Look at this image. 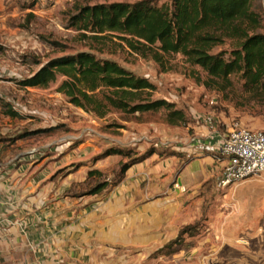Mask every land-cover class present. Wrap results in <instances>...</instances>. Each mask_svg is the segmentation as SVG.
Instances as JSON below:
<instances>
[{
  "label": "rangeland",
  "instance_id": "1",
  "mask_svg": "<svg viewBox=\"0 0 264 264\" xmlns=\"http://www.w3.org/2000/svg\"><path fill=\"white\" fill-rule=\"evenodd\" d=\"M135 1L0 0V134L39 130L22 147L32 150L31 172L42 174L44 191L32 200L46 214L43 229L56 226L53 244L45 232L26 246L35 261L45 258L46 249L55 257L65 247L80 264H264V173L222 188L218 172L202 159L204 143L195 137L199 127L264 130V98L244 93L235 78L226 93L205 88L180 56L164 71L126 53L97 55L148 79L154 98L184 112L186 124L176 126L165 122L162 111L111 112L99 119L67 103L57 83L20 89L12 82L28 77L38 63L86 50L66 29L75 5ZM252 7L264 24V0ZM6 103L24 119L4 115ZM152 151L114 185L121 164ZM93 189L101 191L92 195Z\"/></svg>",
  "mask_w": 264,
  "mask_h": 264
},
{
  "label": "trees",
  "instance_id": "2",
  "mask_svg": "<svg viewBox=\"0 0 264 264\" xmlns=\"http://www.w3.org/2000/svg\"><path fill=\"white\" fill-rule=\"evenodd\" d=\"M160 1L75 5L67 15L66 29L75 32V40L86 50L38 63L28 77L12 82L20 89H46L57 83L56 91L67 103L99 119L111 112L134 116L162 111L165 122L176 126L186 124L184 112L154 98L155 86L148 79L97 55L126 53L164 71L180 56L192 69L191 77L205 88L226 93L235 78L244 93L264 98V24L252 7L254 0H168L158 5ZM3 107L4 115L24 119L7 103ZM38 133L24 131L1 136L0 141L13 143ZM111 151L110 155L129 156L122 150ZM153 154L146 152L121 164L114 185ZM92 173L97 172L88 175Z\"/></svg>",
  "mask_w": 264,
  "mask_h": 264
},
{
  "label": "crops",
  "instance_id": "3",
  "mask_svg": "<svg viewBox=\"0 0 264 264\" xmlns=\"http://www.w3.org/2000/svg\"><path fill=\"white\" fill-rule=\"evenodd\" d=\"M198 130L199 134H195V137L204 143L202 159L220 174L223 163L220 162L215 142L211 144L210 139L211 135L215 134L217 135L214 138L218 139L219 134L226 130L209 132L206 127H199ZM23 141V139L15 140L13 143L8 139L0 141V264H80L78 255L71 248L63 247L57 250L59 252L56 251L55 257L46 249L45 258L39 255L35 261L37 256L26 246L31 236L37 234L38 237H35L40 238L45 232L51 233V237L45 239L48 241L47 244L50 240L53 244L55 233H52L56 226L53 225L50 230L43 229L47 221L46 214L43 215L40 204L38 206L35 200H32L37 196L40 198L44 191L40 183L42 174L40 170L31 172L28 157L32 150H24ZM24 226L26 231L23 233ZM32 229L38 230L39 233H33Z\"/></svg>",
  "mask_w": 264,
  "mask_h": 264
},
{
  "label": "built area",
  "instance_id": "4",
  "mask_svg": "<svg viewBox=\"0 0 264 264\" xmlns=\"http://www.w3.org/2000/svg\"><path fill=\"white\" fill-rule=\"evenodd\" d=\"M216 135L211 136L223 163L219 174L222 188L236 186L264 173V130L233 124L219 134L218 139L214 138Z\"/></svg>",
  "mask_w": 264,
  "mask_h": 264
}]
</instances>
